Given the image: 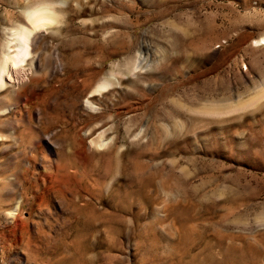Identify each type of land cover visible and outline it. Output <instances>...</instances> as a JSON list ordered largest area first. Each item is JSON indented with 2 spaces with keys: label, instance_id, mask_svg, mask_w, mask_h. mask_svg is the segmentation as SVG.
<instances>
[{
  "label": "rangeland",
  "instance_id": "obj_1",
  "mask_svg": "<svg viewBox=\"0 0 264 264\" xmlns=\"http://www.w3.org/2000/svg\"><path fill=\"white\" fill-rule=\"evenodd\" d=\"M45 2L0 89V264H264V98L202 111L264 90V0H0V60Z\"/></svg>",
  "mask_w": 264,
  "mask_h": 264
},
{
  "label": "bare ground",
  "instance_id": "obj_2",
  "mask_svg": "<svg viewBox=\"0 0 264 264\" xmlns=\"http://www.w3.org/2000/svg\"><path fill=\"white\" fill-rule=\"evenodd\" d=\"M56 4L51 2H45L40 6L35 7L32 11H28L26 14L27 23L22 25V32L17 35V49L13 54L7 53L0 60V89H6L10 83V79L13 75L18 76L19 70L23 62L30 55L32 50V45L36 41V37L40 30L44 29L46 26L54 23L52 15H55L57 9ZM59 11V10H58ZM60 12V11H59ZM34 42V43H33ZM258 42L264 43V36H262ZM8 78L9 81H8ZM114 84V81L110 78L103 81L95 89V92L108 88ZM264 98V90L256 94L255 96L249 98L246 101H238L231 105H210L208 107H203L202 111L207 114H227L235 111H239L247 108L248 106L255 105L259 100ZM86 105H91L92 102L86 99ZM18 207L11 214L12 216L17 215Z\"/></svg>",
  "mask_w": 264,
  "mask_h": 264
}]
</instances>
